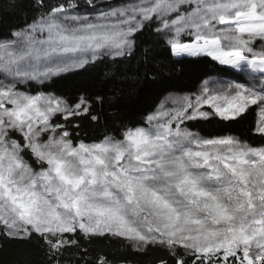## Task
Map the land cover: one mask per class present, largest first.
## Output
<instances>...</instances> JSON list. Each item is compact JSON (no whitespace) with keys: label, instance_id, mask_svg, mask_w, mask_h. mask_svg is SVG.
Segmentation results:
<instances>
[{"label":"snow or ice","instance_id":"obj_1","mask_svg":"<svg viewBox=\"0 0 264 264\" xmlns=\"http://www.w3.org/2000/svg\"><path fill=\"white\" fill-rule=\"evenodd\" d=\"M32 5L31 19L0 39V235L36 237L48 264H143L128 257L150 250L160 255L148 264H264V144L188 126L256 109L250 132L264 139V0ZM146 28L174 57L208 58L216 76L159 98L141 123L91 142L75 123L73 137L70 122L99 123L112 98L33 82L97 62L118 67ZM97 239L115 247L90 255Z\"/></svg>","mask_w":264,"mask_h":264},{"label":"trees","instance_id":"obj_2","mask_svg":"<svg viewBox=\"0 0 264 264\" xmlns=\"http://www.w3.org/2000/svg\"><path fill=\"white\" fill-rule=\"evenodd\" d=\"M10 0H0V39L8 36L16 26H22L25 18L31 19L33 13L32 0H15L17 7L9 8ZM149 30L137 37V50L127 59H122L119 66L107 62H97L95 65L45 81L43 84L34 83L37 90L52 91L66 97H72L81 92L91 97L103 95L111 97L100 111L99 123L89 119L71 121L68 130L76 137L72 124L79 123V138L86 142L102 139L107 132L119 131L121 124L135 125L141 123L142 116L151 110L159 98L169 94H180L194 91L197 84L208 76H216L219 66L204 57H174L163 46L152 44ZM151 49L149 60L145 63L143 50ZM113 70V74L105 73ZM147 72V75L145 73ZM222 76L230 79V72ZM100 110L101 106L96 105ZM256 109L250 110L242 118L233 122H221L213 119L209 122L193 121L188 126L203 136L232 134L241 140H247L252 145L264 144V139L252 135L250 129L256 120ZM107 241L97 239L89 247L90 255H95L99 249H109ZM159 250H150L147 257L129 255V259L143 261L159 256ZM0 264H48L45 251L40 241L33 237L31 240H10L0 235ZM63 264H68L64 261ZM75 264V261H73Z\"/></svg>","mask_w":264,"mask_h":264},{"label":"rangeland","instance_id":"obj_3","mask_svg":"<svg viewBox=\"0 0 264 264\" xmlns=\"http://www.w3.org/2000/svg\"><path fill=\"white\" fill-rule=\"evenodd\" d=\"M33 83H35V82H33Z\"/></svg>","mask_w":264,"mask_h":264}]
</instances>
